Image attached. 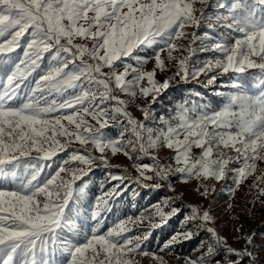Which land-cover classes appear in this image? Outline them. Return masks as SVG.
Instances as JSON below:
<instances>
[{
    "label": "snow or ice",
    "instance_id": "snow-or-ice-1",
    "mask_svg": "<svg viewBox=\"0 0 264 264\" xmlns=\"http://www.w3.org/2000/svg\"><path fill=\"white\" fill-rule=\"evenodd\" d=\"M202 25L210 31L200 37L192 29ZM197 40L213 58L192 62ZM219 78L229 91L217 93L218 108L200 92L166 112L152 107L174 82ZM164 149L171 162H161ZM60 152L68 159L57 163ZM118 154L137 174L109 172L117 183L105 191L101 181L86 206L84 178L94 166L119 167L110 163ZM173 176L195 181L205 201L216 183L231 199L251 178L264 206V0H0V264H168L201 233L194 254L177 255L183 264H264L255 233L234 224L243 242L234 248L213 205L185 203L183 193L102 230L109 202L130 184L175 194ZM181 215V229L149 250L153 231Z\"/></svg>",
    "mask_w": 264,
    "mask_h": 264
},
{
    "label": "rangeland",
    "instance_id": "rangeland-1",
    "mask_svg": "<svg viewBox=\"0 0 264 264\" xmlns=\"http://www.w3.org/2000/svg\"><path fill=\"white\" fill-rule=\"evenodd\" d=\"M192 31H196L198 36L203 37V34L205 32H209L210 30L206 26L202 25L199 29H192ZM217 38L219 37L217 36ZM181 43L187 45L188 41H181ZM201 46V40H197L196 43L192 45V47L196 49L191 58L194 63L203 62L206 59L214 57V53L212 52L201 51ZM186 54L187 53H185V55ZM151 67L152 62H149L146 65V68L150 69ZM170 74L171 73H169V75ZM157 78L163 80L166 77L163 74H158ZM200 80L203 81L204 77L201 76ZM224 84L225 78H219L217 84L214 86H206V82L200 83L197 80H189L188 82L180 81L178 83L174 82L152 107L157 114L166 112L169 108L173 107L175 101L178 100L174 96H170V94L173 93V91H179L178 94L182 92L183 97L189 92H200L205 103L209 104L213 108H218L223 103V97L217 95V93L229 91ZM251 91L254 93L255 86H252ZM129 110L132 111L135 116L142 119L141 114L135 110L134 106L130 107ZM109 133L113 136L117 134L115 129L109 130ZM74 147H78V145H74ZM195 152L198 154L199 150H195ZM172 155L173 153L167 149L161 150L158 153L162 163L171 162ZM63 159H68V155L64 152H60L57 157H54V160H56L57 163L62 162ZM133 162V160H129L122 154H118L115 157H111L110 163L112 165H118L119 167L105 168L102 165L99 167L94 166L93 172L89 174V177L84 178L88 181L87 200L84 202L85 205L87 206L89 203H95L96 197L102 194L101 181H105V191L110 188L112 184L117 183L116 181H111L110 183L106 181V176L109 172L113 174H122L124 169H127L129 174L135 176L137 173L135 172V169L132 168ZM140 163H151V160L150 158L145 157L140 161ZM55 167L56 164H53V168ZM48 171L51 170L46 168L45 172ZM170 181L176 188L175 194L170 192L166 186L161 187L160 189H153L151 187L144 188L135 184H130L128 191L122 193L119 197H116L109 202L111 210L104 213L105 225L102 230H106L107 227L112 226L114 222L120 219H126L129 216L135 218L139 216L141 212L148 215L154 211L152 209V205L160 203L170 196L183 193V200L185 203L199 202L203 205H207L210 202L213 205V211L217 217L216 226L221 231V234L228 238L229 244H231L234 248H240L243 243L242 241L237 242L236 240L237 234L234 231V224L242 223L246 234L255 233L256 243L258 246L262 241H264V206H262L259 201H253L252 193L248 190L247 186L251 183V178L234 194V196L231 197V199L229 198L226 190L225 182L221 181L216 183V191L212 194V197H210L208 201L203 200L195 191V181L189 182L185 185L182 184L175 176L170 177ZM77 183L79 184L80 182L78 181ZM146 183L152 184L155 183V181H148ZM90 186H94V188L91 190ZM134 192L135 195L133 194ZM229 203L233 205L232 209H228ZM81 211H83V209H81ZM165 211H167V209H165ZM236 217H239V220H236ZM182 219V215L173 217L169 220L168 224L153 231L149 240L145 242L146 247L151 251H157L159 246H162L174 232L181 229ZM146 229L147 222L145 221L144 224L133 228V232L129 234H141ZM201 239H206V234L201 233L199 237L193 239V241L195 240V244L191 248L188 247V243L190 241L175 246V255L165 256L168 264H183L182 259L178 260L176 258L177 255L187 256L194 254L193 250L196 248ZM261 255L264 256V252H261ZM141 264H151V262L149 258H141Z\"/></svg>",
    "mask_w": 264,
    "mask_h": 264
},
{
    "label": "trees",
    "instance_id": "trees-1",
    "mask_svg": "<svg viewBox=\"0 0 264 264\" xmlns=\"http://www.w3.org/2000/svg\"><path fill=\"white\" fill-rule=\"evenodd\" d=\"M179 91H173V93L170 94V96H174L176 99L180 100L182 99L183 97V93L180 92V94H178ZM91 187V190L94 188V186H90ZM89 192V191H88ZM195 241V240H194ZM193 240H191L189 243H188V247L191 248L194 246L195 242ZM185 251V250H183ZM187 251V250H186ZM189 251V250H188Z\"/></svg>",
    "mask_w": 264,
    "mask_h": 264
}]
</instances>
